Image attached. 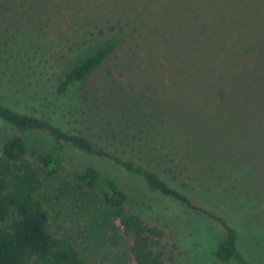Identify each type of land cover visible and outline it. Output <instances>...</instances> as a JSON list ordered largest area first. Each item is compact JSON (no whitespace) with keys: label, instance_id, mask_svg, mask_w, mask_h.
<instances>
[{"label":"trees","instance_id":"16d2710c","mask_svg":"<svg viewBox=\"0 0 264 264\" xmlns=\"http://www.w3.org/2000/svg\"><path fill=\"white\" fill-rule=\"evenodd\" d=\"M48 1L58 14L41 38L43 45L56 44L65 34L75 39L79 34L85 38H106L100 49L57 80L55 93L63 96L103 65L127 40L128 34L117 32L116 26H105V21L97 18L98 6L90 0H79L85 4L82 8L77 6L78 0ZM188 1L192 6L191 21L209 27L205 48L211 49L214 45L210 33L213 35L214 26L221 24L219 6H215L214 0H206L205 3ZM239 1L241 24L235 28H224L215 35L216 40L221 37L225 41L228 57L220 63L223 64L222 71H216L207 82L210 83L207 90L210 94H203V98H196L200 100L196 102L194 97L184 96L183 89H178L176 92L182 97L179 109L187 112L182 117L177 111H170L173 105L168 92L170 83L165 84L160 76L157 82L159 92L163 94L166 132L156 148L158 154L170 162L174 180L190 187V195L173 187L157 172L96 147L87 136L68 132L45 116L19 112L0 93V130L6 126L9 132L0 139V264H98L90 262L85 251L70 237L57 236L50 230L47 204L53 200L52 194L58 198L67 192L84 202L88 199L93 204L97 203V207L85 215L88 220L85 233L92 236L105 233L111 242L117 241L119 236L132 240L125 253H119L112 264H167L161 243L166 237L163 226L169 222L154 215V201L148 205L145 199L141 203L134 202L132 193L115 179L103 178L94 166L72 173V179L62 176L68 146L88 155L109 158L119 168L144 180L153 192L215 219L225 230V238L215 250L216 260L248 264L238 244L242 236L264 237V171L260 167L263 156L255 154L245 161L242 159L244 155L237 150L241 126L247 122L235 100L241 97V93L234 82L237 77H247L244 82H248L259 76L264 84V41L261 40L264 37V0ZM104 3L107 6L116 4L117 7L126 5L123 0H104ZM71 18L76 22H71ZM62 26L66 28L64 31ZM151 28L158 30L154 15L149 19L146 17L143 35L148 34ZM46 33L51 37L48 38ZM141 39L140 46L152 49L147 60L153 58L156 49L160 48L164 63L169 61L164 51H168L170 46L164 48L161 44L154 47L153 42ZM178 45L181 50L194 48L192 43L187 47L183 41ZM191 62H185L183 66ZM164 63L158 66L159 72L163 71ZM190 68L193 70L194 66ZM149 80V83L154 81L153 73ZM193 100L194 104L191 103ZM254 118L264 119V103L255 107ZM261 126L257 124V127ZM257 131L261 134V130ZM39 132L48 135L47 145L32 147L29 136ZM221 143L222 146L219 145ZM216 154L221 155L218 164L214 158ZM220 164L226 165L224 169L220 170ZM57 177L60 178V186L50 188L47 180ZM196 192L201 195L203 206L191 198ZM171 218L173 220V213Z\"/></svg>","mask_w":264,"mask_h":264},{"label":"rangeland","instance_id":"374dc122","mask_svg":"<svg viewBox=\"0 0 264 264\" xmlns=\"http://www.w3.org/2000/svg\"><path fill=\"white\" fill-rule=\"evenodd\" d=\"M90 1L98 6L97 18L105 21V26H116L117 32L127 33L128 38L84 82L74 86L66 95L59 96L55 93L57 80L100 49L106 43V38H85L79 34L75 39L65 34L58 43L43 45L41 38L46 28H50L57 19L58 10L48 0H0V93L19 112L45 116L68 132L87 136L96 147L157 172L173 187L190 195V187L174 180L170 162L161 157L156 148L166 132L163 94L159 92L157 82L160 76L165 84L170 83L168 92L173 102L170 111H177L178 116L182 117L187 112L179 109L182 97L177 94L178 89H183L184 96L194 99H202L203 94H210L207 91L210 83L207 82L215 76L216 71H222L223 64L220 63L228 57L225 41L221 37L216 40L215 35L224 28H235L238 23L241 24V1L212 0L222 14L221 24L214 26L213 35L210 33L214 45L211 49L205 48V35L209 27L191 21L193 13L188 0H123L126 5L118 7L116 4L107 6L104 0ZM76 4L80 8L85 5L79 0ZM151 15L156 18L158 30L151 28L148 34L143 35L142 26L146 17L149 19ZM71 22H76V19L71 18ZM61 29L64 31L66 28L62 26ZM48 33L53 36L52 32ZM48 33L46 36L49 38ZM141 38L153 42L154 47L161 44L164 48L170 46L168 51H164L169 61L164 63L160 48L156 49L153 57L157 61L151 57L147 60L152 49L140 46ZM261 40L264 41V37ZM182 41L187 47L192 43L194 48L181 50L178 44ZM188 61L192 62L183 66ZM161 63H164V69L159 72ZM193 66L192 70L190 67ZM152 73L154 81L149 83ZM246 79L237 77L234 82L241 93V97L235 100L247 122L241 126L237 150L244 155L242 159L245 161L255 154H262L260 167L264 171V119L254 118L255 107L264 103V84L259 76L244 82ZM199 101L196 99V102ZM259 123L261 127H257ZM257 130H261V134ZM0 131L2 140L9 132L6 126ZM47 137L43 132L29 136L35 148L47 145ZM220 157V154L214 157L217 164ZM64 166L62 176L69 179H72V173L86 166H94L100 170L103 178L115 179L127 192L132 193L134 202L141 203L145 199L148 205L154 201V215L169 222L162 225L166 237L161 243L167 264H228L215 258L216 247L225 238V230L210 216L153 192L144 180L119 168L109 158L88 155L68 146ZM219 166L222 170L226 165ZM60 183L58 177L47 180V185L54 189ZM198 193L191 198L194 197L193 201L203 206ZM51 197L53 200L47 204L51 232L70 237L85 251L90 262L112 264L115 257L125 253L127 246L132 244L131 239L122 236L111 242L105 233L102 236L99 233L93 236L85 233L88 222L85 215L97 207V203L93 204L88 199L84 202L68 192L58 198L53 194ZM151 220L156 221L155 218ZM238 248L248 264H264V237L242 236Z\"/></svg>","mask_w":264,"mask_h":264}]
</instances>
